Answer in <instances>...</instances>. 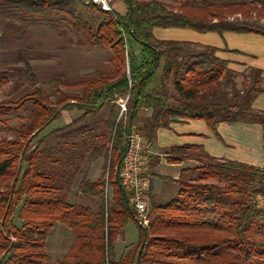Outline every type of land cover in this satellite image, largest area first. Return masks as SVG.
<instances>
[{"label": "trees", "instance_id": "trees-1", "mask_svg": "<svg viewBox=\"0 0 264 264\" xmlns=\"http://www.w3.org/2000/svg\"><path fill=\"white\" fill-rule=\"evenodd\" d=\"M120 1L124 15L111 7V0L109 11L92 0H0V26L4 24L0 46L8 50L12 30L21 31L23 39L29 25L41 23L65 24L84 35L88 45L106 47L111 54L108 72L76 82L59 74L53 78L55 93L38 89L16 102L0 103V125L7 129V117L31 106L13 139L0 136V264H47V240L57 224L75 234L69 254L59 264H264V208L253 203L257 195L264 200V168L208 155L203 157L206 165L195 169L197 180L184 181L189 171L183 172L176 196L166 205L151 204L150 226L137 223L138 245L116 258V242L130 221L137 222L134 194L122 187L119 178L130 128L141 123L137 130L149 144L174 118L203 121L212 131L221 122L259 123L264 129V113L252 109L264 96L258 81L243 97L236 92L230 102L206 103L207 97L219 93L224 74L231 72L217 56L219 49L200 46L199 52H188L185 48L193 43L159 40L154 34L155 29H176L264 37V30L249 23L251 13L261 16L264 0H227L203 8L180 5L176 10L160 0ZM227 15H241L246 21L229 22ZM131 40L141 47V58L131 51ZM21 54L17 52L27 69L1 64L0 88L17 74L35 81L31 54ZM161 68L160 86L150 91ZM251 73L262 77L261 70ZM170 82L177 96L169 92ZM62 88L79 91L70 94ZM126 96L127 113L119 120L118 101ZM73 110L81 113L80 121L54 131L53 148L43 147L45 139L33 144L64 112ZM145 110L152 111L151 117L144 118ZM200 150L171 148L174 157L168 161L180 163ZM101 157L105 165L100 178L83 177L78 185V196L96 200L99 211L71 204L75 178L83 175L79 164L87 159L92 166ZM107 164L111 199L105 192Z\"/></svg>", "mask_w": 264, "mask_h": 264}, {"label": "rangeland", "instance_id": "rangeland-1", "mask_svg": "<svg viewBox=\"0 0 264 264\" xmlns=\"http://www.w3.org/2000/svg\"><path fill=\"white\" fill-rule=\"evenodd\" d=\"M160 1L167 4L173 10H176L180 5H187L193 8H203L207 5L221 6L227 4V0ZM116 9L119 13H122L125 9V5L123 4V2L118 4ZM260 14L261 16H257V13H251L249 23L253 24L254 27L259 30H264V9L260 12ZM245 19L246 18L242 17L241 15H227V21L229 22L244 23L246 21ZM13 21L18 26L23 27L22 22L19 19H14ZM2 29H4V24L0 26L1 31ZM12 31L13 32L9 34V43H6L8 44L6 46L9 47V50L5 46H0V65L8 62L7 64L15 66V68H21L26 70L27 66L22 60H19V55H17V52L24 53V55L21 54V57H28V53H30L31 60L29 61V63L33 71L32 73L35 76V81H32L30 77L26 74H23L20 77L19 74L11 77L9 83L0 88V103L5 101L16 102L21 99L24 95L30 94L34 91H37L38 89L45 90L48 94L55 93V89L57 88V86L53 83V78L59 74H65L70 82H76L77 80L85 77L86 75H95L96 73L108 72L110 70L109 59L111 58V54L109 49L106 47H95L88 45L84 35L72 31L65 24H60L58 26H52L41 23L29 25L26 29V36H24L23 39H21L20 35H18L21 34V31ZM159 31L163 33H170L172 31L187 30L160 29ZM12 34H17V38L13 37ZM212 35H218L222 37V35H219L217 33H212ZM130 48L131 51H133L137 55V57L141 58L143 51L138 43L131 40ZM28 49H30V51H28ZM200 50H202V48L195 47V45H193L192 47L188 46L185 48V51L188 52H199ZM47 56H49V58L43 59V57ZM160 77L161 72L160 74L158 72L149 87L150 91L160 86ZM255 81H258L259 86L261 88H264V79L262 77L258 78L256 74L251 73V70L241 72L240 74L234 71L225 73L219 85V93L212 97H207L205 102L227 103L230 102L236 92L241 97H243L246 91L254 85ZM168 89L172 95L177 96L172 82L168 84ZM62 90L70 94H74L79 91L76 88H62ZM51 100L55 102L57 100L56 96L51 97ZM199 102L202 103L203 101L199 100ZM30 113L31 106L25 111L13 113L9 117H7V119L10 120L9 129L4 128L2 125H0V136L3 138L13 139L16 136L14 130L18 129L19 125L27 120ZM107 113L108 110H105L104 113H102V117H107ZM80 117L81 113L77 110L64 112L59 119L54 121L46 129V131L41 133L38 138L34 140L33 144H35L41 139H45L43 147L49 149L53 148L55 145V135H53V132L57 131V129H60L62 127L64 128L67 125L80 121ZM79 125H82V122ZM138 127L139 126L137 125V128ZM109 146L110 145L108 144L107 147ZM199 153L200 152H190L189 158L194 157L196 161L201 163L203 165L202 167H204V164L206 162H203L202 156ZM104 163L105 158L101 157L92 166H89L87 159H85L79 164L83 175L79 174L75 178V182L71 188L68 198V201L71 204L79 203L85 206L88 205L95 212L99 211L96 200H87V198H85L84 196L77 197L76 191L78 189L79 182L83 177L88 178L92 181L99 179L104 170ZM109 168L110 166L109 164H107V175L105 177L106 184L109 180ZM195 169L189 171V174L184 175L183 180L186 182L197 180L199 176L198 173L195 172ZM211 183L224 186V182L211 181ZM153 186L156 205L168 204L176 196V190L179 189V185L175 186L169 182H154ZM106 196L111 199L110 188L108 189ZM74 241V232L66 226L57 224L50 233L47 240L46 252L49 256L47 264H59L61 261H63V259L69 254L71 247L74 244ZM138 241L139 228L137 226V222L130 221L125 227L123 235L116 243V258L120 259L121 254L123 252L128 253L129 251L136 248V246L138 245Z\"/></svg>", "mask_w": 264, "mask_h": 264}, {"label": "crops", "instance_id": "crops-1", "mask_svg": "<svg viewBox=\"0 0 264 264\" xmlns=\"http://www.w3.org/2000/svg\"><path fill=\"white\" fill-rule=\"evenodd\" d=\"M110 3L117 11L116 7L121 1L111 0ZM125 12L126 9L120 14L124 15ZM159 30L155 29L154 31L159 40L188 42L199 47H216L219 49L217 56L227 63V69L239 74L251 69H258L261 70L264 79L263 36L225 33L220 37L212 35V33L201 35L189 30L170 33H163ZM1 36L2 31L0 30V38ZM158 72L159 74L161 72L162 76V68ZM252 109L264 113V96L255 100ZM145 111L144 118L151 117L152 111ZM140 125L141 123L138 124V126ZM149 146L152 154L149 157L145 173L151 184V204H156L154 182H169L178 186L177 181L183 177V172L203 166L194 157H188L180 163L169 162L168 158L174 157L169 153L171 148L197 147L201 149L199 154L202 159L208 155L220 161H234L260 169L264 168V129L259 123L221 122L217 125L216 131H212L203 121L174 118L168 128H161L157 131L155 140ZM178 190H176L177 193ZM76 196L78 197V189Z\"/></svg>", "mask_w": 264, "mask_h": 264}, {"label": "built area", "instance_id": "built-area-1", "mask_svg": "<svg viewBox=\"0 0 264 264\" xmlns=\"http://www.w3.org/2000/svg\"><path fill=\"white\" fill-rule=\"evenodd\" d=\"M93 3L101 5L106 11L111 10L108 0H92ZM129 96L118 101L120 107L119 120L127 113ZM127 152L123 158L119 171L122 187L134 194V209L137 223L142 228H148L151 224V184L146 176L145 169L152 154L149 143L134 126L129 129L127 135ZM108 183L105 192L107 195ZM107 190V191H106ZM259 208H264V200L261 196L254 199Z\"/></svg>", "mask_w": 264, "mask_h": 264}]
</instances>
